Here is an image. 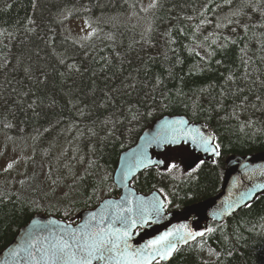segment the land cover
I'll return each instance as SVG.
<instances>
[{"label":"trees","instance_id":"trees-1","mask_svg":"<svg viewBox=\"0 0 264 264\" xmlns=\"http://www.w3.org/2000/svg\"><path fill=\"white\" fill-rule=\"evenodd\" d=\"M139 0H0V134L42 153L50 208L0 184V250L35 212L75 221L103 195L119 153L163 115L214 134L219 156L177 173L152 166L133 186L168 209L218 192L225 158L264 150V0H156L147 26L108 21ZM95 27L87 39L65 17ZM1 179V178H0ZM163 264H264V193ZM208 242L218 252L205 260ZM153 264H161L156 261Z\"/></svg>","mask_w":264,"mask_h":264},{"label":"water","instance_id":"water-1","mask_svg":"<svg viewBox=\"0 0 264 264\" xmlns=\"http://www.w3.org/2000/svg\"><path fill=\"white\" fill-rule=\"evenodd\" d=\"M212 137L211 147L204 150L203 139ZM214 136L202 122L189 121L184 115H163L143 128L133 144L122 150L112 172V183L119 194L101 198L93 208L78 213L76 222H68L55 214L35 212L21 225L11 241L0 250V264H50L45 253L58 245L61 239H69V234L80 233L97 225L105 228H126L130 246L126 251L143 248L148 241L171 232L169 242L175 250L208 232V221L222 222L251 203L264 193V150L249 154H230L225 162L220 190L209 197L188 204L181 209L167 211L165 200L157 190L145 194L131 186V180L138 173L152 166L165 167L162 154L171 148L185 147L192 154L186 161V169L200 159L217 156ZM158 153L155 155V153ZM158 204L163 210L154 211ZM141 212L144 219L141 220ZM95 217V219H93ZM127 218V224H121ZM103 219V224L101 220ZM135 221V225H132ZM202 233V235H197ZM191 234V235H190ZM123 250V245H121ZM156 257L152 264H161L172 258ZM93 264H106L104 260H94ZM107 264H116L109 260ZM120 264H132L131 259H121Z\"/></svg>","mask_w":264,"mask_h":264},{"label":"rangeland","instance_id":"rangeland-1","mask_svg":"<svg viewBox=\"0 0 264 264\" xmlns=\"http://www.w3.org/2000/svg\"><path fill=\"white\" fill-rule=\"evenodd\" d=\"M156 0H139L138 12L127 11L108 18V21L126 25L147 26L148 14L154 8ZM95 25L83 17H65L62 30L74 39H87ZM188 153L184 147L169 149L163 156L167 165H176L170 171L177 173L184 170V164L174 158ZM184 160V157L182 158ZM11 165V167H9ZM0 184L31 197L35 206L50 208L58 204L60 194L53 191V182L46 175V167L42 153L32 152L24 139H8L0 134ZM196 250L205 260H213L218 256L208 242H201Z\"/></svg>","mask_w":264,"mask_h":264},{"label":"snow or ice","instance_id":"snow-or-ice-1","mask_svg":"<svg viewBox=\"0 0 264 264\" xmlns=\"http://www.w3.org/2000/svg\"><path fill=\"white\" fill-rule=\"evenodd\" d=\"M211 140L212 137L202 140L205 151L211 147ZM218 148L217 144L212 150L215 152ZM216 154L219 153L216 152ZM202 163L203 161H200V164ZM199 166V164L196 165V167ZM170 167L174 168L176 165L172 164ZM162 210L163 204H158L154 208L156 213ZM140 218L144 219L143 212H141ZM119 222L127 224L128 220L121 218ZM100 223L103 224V219ZM131 223L133 226L135 225V221ZM171 235V232H166L148 241L143 248L129 252L126 251L130 248L127 243L129 233L126 228L114 229L97 225L88 230L82 229L80 233H71L69 239L62 238L58 245L53 246L50 251L45 253V259L50 264H93L94 260H104L106 264L109 260H115L116 264H120L121 259H131L132 264H152L157 256L160 259H166L175 251V245L169 242ZM197 235H202V233H197ZM121 245H123V250Z\"/></svg>","mask_w":264,"mask_h":264},{"label":"bare ground","instance_id":"bare-ground-1","mask_svg":"<svg viewBox=\"0 0 264 264\" xmlns=\"http://www.w3.org/2000/svg\"><path fill=\"white\" fill-rule=\"evenodd\" d=\"M166 115H169V114H166ZM173 115H183V114H173ZM185 116V115H184ZM186 117V116H185ZM189 120V119H188ZM190 121V120H189ZM260 151H263V150H260ZM120 154V153H119ZM241 155V154H239Z\"/></svg>","mask_w":264,"mask_h":264}]
</instances>
